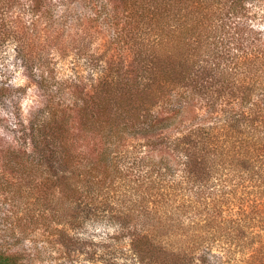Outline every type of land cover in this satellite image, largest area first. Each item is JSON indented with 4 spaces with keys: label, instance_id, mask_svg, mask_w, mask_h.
I'll return each instance as SVG.
<instances>
[{
    "label": "trees",
    "instance_id": "obj_1",
    "mask_svg": "<svg viewBox=\"0 0 264 264\" xmlns=\"http://www.w3.org/2000/svg\"><path fill=\"white\" fill-rule=\"evenodd\" d=\"M41 1L35 0L36 3ZM227 1L230 7L227 14L222 15ZM227 1L222 4V0H151V8L146 11L153 21L152 42L158 49L163 47L158 56L150 57L151 65H144L150 67L145 72L156 75L152 81H149L150 76L124 79L118 71L103 74L100 80L106 88L101 90H106V95L101 99L102 108L96 118L80 107L76 109L80 118L71 122V126L58 122L55 116L17 122L20 140L31 149V160L28 156L27 164H34L32 174H38V197L47 200L49 195H57L67 204L65 211L70 212L69 215L94 213L98 221L110 222L119 229L127 223H138L140 228L132 234L126 256H130L133 264H224L220 258L212 262L213 244L222 249L232 244L251 247L244 264H264V133L255 121L263 110L256 104L247 106L246 94L241 98L239 111H229L218 118L213 116L210 104H206L203 114L194 116L196 125L181 126L193 112L191 105L195 92L199 91L195 79L205 82L212 75L219 78V83L228 85L245 73L241 72V66L246 63L244 58L248 53L241 47L246 38L239 36V27L232 25L228 14L238 9L247 10L243 0ZM253 4L259 8L264 6V0H254ZM140 8L137 17L144 16L142 4ZM261 13L260 18L264 20V9ZM218 14L220 24H215ZM5 35L13 38L7 28L4 32L0 30V51L7 42ZM227 35L237 46L227 45ZM18 49L14 51H20ZM163 52L167 53V58H163ZM11 88L0 81V107L13 99ZM181 88L184 91L179 92ZM151 97L163 99L165 106L161 108L163 112L144 116L140 133L147 137L171 127L182 128L181 138L171 141L174 151L179 148L180 175H175L171 155L159 154V161L150 164L146 171H133L130 167L123 175L117 167L120 140L139 130L127 131L124 121L121 124L116 119L131 111L132 119L139 122L143 110L151 105L147 104ZM113 99L124 105H121L122 111L114 113L116 119L106 109ZM207 120L211 126H206ZM240 120L244 121L241 126L245 128L239 125ZM82 145L88 155L79 150ZM5 148L4 153L11 160L16 148L9 144ZM78 155L82 156L83 163L75 160ZM15 171L18 168L12 172ZM126 176H133V182L138 185L132 189L134 193L127 195L129 190H119L118 208H96L115 199L118 181L113 189L111 184L123 180L126 186ZM143 182L149 184L152 191L151 208L140 193ZM252 194L256 195L254 201L248 199ZM72 202L83 206L75 208ZM231 204L237 206L236 209L231 210ZM115 239L113 234H104L106 241ZM2 246L0 244V264H29L25 253L10 252ZM113 260L110 258V264ZM224 262H230L228 256Z\"/></svg>",
    "mask_w": 264,
    "mask_h": 264
},
{
    "label": "rangeland",
    "instance_id": "obj_2",
    "mask_svg": "<svg viewBox=\"0 0 264 264\" xmlns=\"http://www.w3.org/2000/svg\"><path fill=\"white\" fill-rule=\"evenodd\" d=\"M150 1L42 0L36 3L35 0H0V30L4 32L7 28L13 34V38L5 35L8 43L0 51V81L12 87L13 97L0 107V244L10 252L25 253L29 264H110V258H114L113 264H133L130 256L126 257L128 242L140 225L134 221L119 229L110 222L98 221L94 213L69 215L71 213L65 211L67 204L57 195L40 199L36 188L38 174H32L34 164H27L28 156L31 160V149L20 140L16 125L18 120L30 122L55 116L58 122L71 126V122L80 118V112L76 111L80 107L96 118L102 108L101 99L106 95V90H101L103 74L118 71L124 79L139 80L142 76H150L149 81H152L156 75L145 72L150 67L144 65H151L150 57L158 56L163 47L158 49L152 42L155 37L153 21L146 11L151 8ZM222 1L224 4L227 0ZM253 1H242L247 12L238 9L228 14L232 25L239 27V36L246 38L241 47L248 53L244 58L246 63L241 66V72L245 73L228 85L219 83V78L212 75L205 82L194 76L199 91L195 92L191 105L193 112L181 126L196 125L194 116L203 114L206 104H210L213 116L218 118L226 112L239 111L241 98L247 94V106L252 103L263 110L255 121L264 133V20L260 18L264 6L254 7ZM141 4L144 16L137 17ZM226 6L222 15L227 14L229 1ZM217 17L214 22L220 24L221 16L218 14ZM227 38L231 41L226 40L227 45L231 48L237 46L230 40V35ZM13 45L20 51L15 52L17 49ZM161 54L167 58V53ZM143 58L144 63L140 61ZM154 80L157 86L158 79L155 77ZM148 102L151 105L143 110L139 122L132 119L131 111L116 119L114 113L122 111L123 104L115 99L106 109L118 123L124 121L127 131L132 132L144 127L142 122L146 114L163 112V99L151 97ZM240 121L241 126L244 121ZM206 124L211 126L210 120ZM181 130L180 127H171L149 137L141 135L140 130L135 135H124L120 140L121 153L116 158L117 167L123 175L128 173L125 170L146 171L150 164L159 161V154L171 155L175 175H180L179 148L174 151L171 141L181 138ZM7 144L16 148L11 160L3 150ZM79 150L88 155L83 145ZM81 157L78 155L75 160L80 159L83 163ZM14 168L18 171L12 172ZM94 174L98 176L97 171ZM132 177L126 176V186L123 180L114 181L112 189L118 181L115 199L96 208H118L119 190H129L127 195H130L134 193L132 189L138 187ZM148 187L149 184L143 182L139 189L147 207L151 208L152 191ZM255 197L252 194L248 199L254 201ZM72 204L74 207L83 206L80 202ZM230 207L234 210L237 206L231 204ZM68 216L77 218L67 219ZM106 233L116 236L115 241L104 240ZM251 250L241 244L224 245L223 249L213 244L210 256L212 262L220 258L224 264H244ZM227 256L229 263L224 262Z\"/></svg>",
    "mask_w": 264,
    "mask_h": 264
}]
</instances>
